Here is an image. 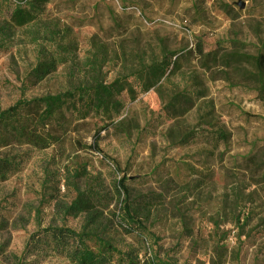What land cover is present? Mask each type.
<instances>
[{"label":"rangeland","instance_id":"1","mask_svg":"<svg viewBox=\"0 0 264 264\" xmlns=\"http://www.w3.org/2000/svg\"><path fill=\"white\" fill-rule=\"evenodd\" d=\"M44 16L3 39L0 111L89 78L111 82L164 52L183 66L163 87L123 96L114 123L88 118L43 152L11 148L26 161L0 182V263L15 264L54 217L53 206L40 203L42 183L61 182L69 201L64 178L79 169L110 187L125 177L134 196L154 198L142 264H264V89L252 78L253 58L264 54V0H51ZM201 47L218 61L200 56ZM51 53L68 59L36 83L31 70ZM185 87L201 94L187 115L169 119L165 105ZM207 120L214 128H197ZM193 130H221L226 139L183 143ZM67 225L79 230L83 219Z\"/></svg>","mask_w":264,"mask_h":264},{"label":"trees","instance_id":"2","mask_svg":"<svg viewBox=\"0 0 264 264\" xmlns=\"http://www.w3.org/2000/svg\"><path fill=\"white\" fill-rule=\"evenodd\" d=\"M51 0H0V50L3 39L15 30L34 24H42L45 9ZM204 59L218 61L215 51L205 54ZM68 59L65 53L37 61L30 76L43 81L56 71L61 61ZM223 59H226L223 57ZM181 57L175 52H164L159 59L141 62L128 74H122L106 82L97 77L89 78L54 94L30 99H20L0 111V182L18 173L25 163V154L11 153L15 145L45 151L61 145L73 125L88 118H97L109 123L121 115L123 96L135 99L140 92L163 87L181 73ZM256 72L252 74L257 90L263 95L264 54L253 58ZM201 92H192L187 87L178 90L165 105L169 119L187 115ZM214 128L208 120L197 124ZM205 137L214 144L225 140V133L193 130L185 134L183 143ZM3 150V151H2ZM65 188L72 191L71 200L61 195V182L52 180L42 183L40 203L47 201L54 208V217L45 227L33 232L15 264H40L41 260L55 257L65 264H142L151 252L149 239L153 234L147 223L152 212L154 198L150 195L134 196L128 179L122 178L110 187L99 176L91 177L85 170L70 171L65 175ZM49 183H51L49 185ZM115 202V205L113 203ZM83 219L81 229L67 225L69 218ZM120 237H124L121 239ZM126 239L133 240L127 243ZM157 264H172L170 260H155ZM3 264V263H0Z\"/></svg>","mask_w":264,"mask_h":264}]
</instances>
